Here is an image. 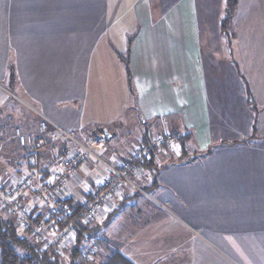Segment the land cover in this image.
I'll return each instance as SVG.
<instances>
[{"label":"crops","instance_id":"1","mask_svg":"<svg viewBox=\"0 0 264 264\" xmlns=\"http://www.w3.org/2000/svg\"><path fill=\"white\" fill-rule=\"evenodd\" d=\"M226 4L0 0L5 142L17 147L13 127L39 138L40 115L82 140L109 130L108 143L127 118L145 126L115 163L154 134L181 137L178 154L142 166L146 194L126 187L92 220L103 249L89 264L110 252L133 264H264V0H238L230 37ZM63 149L45 145L40 170ZM11 162L9 176L30 170L20 151ZM102 173L80 165L63 201L90 199ZM24 200L47 217L33 193Z\"/></svg>","mask_w":264,"mask_h":264},{"label":"built area","instance_id":"2","mask_svg":"<svg viewBox=\"0 0 264 264\" xmlns=\"http://www.w3.org/2000/svg\"><path fill=\"white\" fill-rule=\"evenodd\" d=\"M40 116L41 134L49 135L52 142L65 145L66 149L57 155L53 170L45 173L38 167L37 158L44 149L42 141L36 143L32 136L28 139L20 128H16L14 138L20 147L36 146L31 162L34 168L13 174L5 180L0 179V204L10 216L16 217L21 229L31 230L33 238L49 251L50 258L74 246L80 224L95 219L123 189L131 187L146 194L135 182L142 171L141 163L158 160L162 155L178 150L181 144L180 135L154 134L147 143L132 151L129 160L115 163L103 155L107 143L105 134L82 140L77 132L66 130L47 117ZM3 151L0 138V161L3 160ZM90 162L98 163L103 175L92 197L81 204V210L76 212L64 203L63 193L68 189L70 179L77 174L78 167ZM29 191L34 192L36 201L47 210L45 219H36L37 214L28 205L22 204L23 197ZM99 252V246L89 242L78 264H88Z\"/></svg>","mask_w":264,"mask_h":264},{"label":"trees","instance_id":"3","mask_svg":"<svg viewBox=\"0 0 264 264\" xmlns=\"http://www.w3.org/2000/svg\"><path fill=\"white\" fill-rule=\"evenodd\" d=\"M237 8H238V0H227L226 17L222 23V28L228 37L234 35V18ZM120 59L124 62L127 72L130 73L129 53L127 52L126 55L121 54ZM129 77L131 78L130 74ZM99 132H98L99 135L97 136L95 135L93 138L104 134L103 133L104 130H100ZM32 137L34 138L36 143H38V141H42L44 148L45 145L47 146L52 144L62 145L60 143L52 142L49 135L47 134H41V136L37 139L34 136ZM16 143H17V148L19 149L20 153L23 155V158L27 159V164L29 165V169H33L34 165L31 164L33 158L32 152L36 146H29L23 148L20 147L17 140ZM65 149L66 146L64 145L63 150ZM41 155H42V151L40 152L39 155H37L38 161ZM153 163L154 161H146V162H142L141 164L142 166H146V165H152ZM0 164H2V161H0ZM45 172L48 173L47 171ZM17 173H21V172L19 171L15 172V174ZM7 175L4 176H6V178L7 177L10 178L9 175L8 176ZM30 192L34 194L33 191H29L28 193ZM28 193H26V195ZM24 197L22 199V204H25ZM64 203L69 205L76 212L80 211L82 208L81 204L78 203L75 204L71 200L70 201L66 200L64 201ZM37 218L38 220L44 219V218H39L38 216L36 217V219ZM91 222L92 221H90L87 224H80V229L78 230L74 246H71L70 248L66 249L64 253L56 255L54 258H50L49 251L44 249L42 243L38 242L36 239L33 238V236L31 235V230L21 229V227L17 225L16 217L10 216L7 210L2 208L0 210V264H78L82 252L88 246L89 242H93V238L95 237L97 232L102 228L100 226L99 227L91 226ZM94 242L100 247L99 243H97L98 241L95 240ZM100 249L101 250L103 249L102 245ZM97 257H99V253L95 255L94 260ZM101 264H133V263H131L128 259L124 258L119 253L110 252L108 257Z\"/></svg>","mask_w":264,"mask_h":264},{"label":"rangeland","instance_id":"4","mask_svg":"<svg viewBox=\"0 0 264 264\" xmlns=\"http://www.w3.org/2000/svg\"><path fill=\"white\" fill-rule=\"evenodd\" d=\"M226 3V1H225ZM10 86V85H8ZM5 112V109H4ZM126 122L124 123V126H122L121 129L118 130L117 136L111 143H108L105 146V149L103 150V155L107 158H111V156L114 155H124L125 150H127L132 142H135L138 140V138L141 137V134L145 132V126H142L141 124L135 123L136 120H131V119H126ZM18 128V127H13ZM109 132V130H108ZM22 133L29 139V136H27L23 131ZM110 133V132H109ZM8 133L2 134L0 132V138L1 142L3 143L4 146V154H3V160L2 164H0V179L5 180L9 169H10V164L12 163L11 161L13 160V157L18 154V148L16 147L15 143L14 145L10 143V141L5 142V135ZM80 136V135H79ZM87 140V139H85ZM134 148V147H133ZM182 149L181 147L176 150L171 152L172 154H175L179 152V150ZM5 178H4V177ZM1 204H0V210H1ZM100 248V247H99ZM101 251V249H100Z\"/></svg>","mask_w":264,"mask_h":264},{"label":"water","instance_id":"5","mask_svg":"<svg viewBox=\"0 0 264 264\" xmlns=\"http://www.w3.org/2000/svg\"><path fill=\"white\" fill-rule=\"evenodd\" d=\"M104 134L106 136L107 141H110L111 140V136H110V134L108 133L107 130L104 131Z\"/></svg>","mask_w":264,"mask_h":264}]
</instances>
